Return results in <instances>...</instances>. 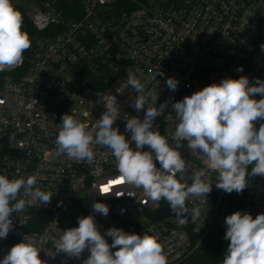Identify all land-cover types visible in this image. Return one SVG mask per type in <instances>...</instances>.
<instances>
[{"label": "built area", "instance_id": "2783aa9c", "mask_svg": "<svg viewBox=\"0 0 264 264\" xmlns=\"http://www.w3.org/2000/svg\"><path fill=\"white\" fill-rule=\"evenodd\" d=\"M35 1L38 8L30 15L12 2L22 14V31L28 33L31 45L22 63L4 71L0 175L9 179L36 175L37 186L53 195L48 204L36 203L12 213L13 227L7 238L0 239L4 246L0 260L27 235L41 250L45 264H82L90 255L87 249L80 258H72L57 253L54 244L66 230L63 223L69 213L81 204V217L93 215L101 234L116 227L154 236L167 264H198L194 259L213 233L225 193L222 190L218 201L214 198L218 173L210 172L212 191L206 197L186 200L190 210L201 208L198 219L184 224L174 217L152 221L144 213L154 214L168 202L151 201L142 188L123 181L109 149L92 145L94 160L77 162L56 155L55 140L62 116L74 115L70 111L74 104L95 111L96 119L87 124L91 131L105 111V101L114 96L120 118L113 126L129 140L127 119L143 120L144 111L153 106L161 112L154 129L178 148L186 161L181 182L190 185L194 172L205 164L186 141L181 142L183 146L175 144L179 121L171 103L223 78L243 75L250 84L256 78L264 81V0ZM241 67L242 72L237 70ZM128 72L146 91L158 94L155 105L149 97L144 111L133 109L138 93L127 84ZM169 77L179 81L175 91L166 85ZM162 104L165 107L160 109ZM130 146L135 149V142ZM156 166L160 167L158 162ZM95 202L109 206L106 217L92 211ZM241 211L253 218L264 213V176H249ZM37 212L49 217L42 220ZM105 238L112 243L111 237Z\"/></svg>", "mask_w": 264, "mask_h": 264}, {"label": "clouds", "instance_id": "9594fccd", "mask_svg": "<svg viewBox=\"0 0 264 264\" xmlns=\"http://www.w3.org/2000/svg\"><path fill=\"white\" fill-rule=\"evenodd\" d=\"M22 24V14L12 0H0V72L22 63L23 53L31 45ZM237 70L242 72L243 68ZM178 83L175 78L166 79L170 91H175ZM127 84L138 93L131 105L135 111H144L149 97L155 105L158 94L146 91L145 85L131 72H128ZM257 95L261 98L256 99ZM104 107L91 131L73 116L64 114L55 140L56 155L91 163L92 145L109 149L120 178L142 188L151 201L166 200L180 224L187 222L186 200L206 197L212 191L210 172L218 173L216 187L226 193H242L249 176H264V123L258 129L255 127L258 120L264 121V81L259 78L254 84L243 75L238 79L223 78L171 103L179 121L173 134L175 144L183 146L181 142L186 141L187 147L201 156L205 164L194 172L190 185L181 182L186 161L178 148L154 129V121L161 115L156 107H147L143 120L127 119L125 131L131 133L130 140L113 126L120 118L115 97L106 100ZM164 107L160 105V109ZM133 141L135 149L130 146ZM145 146L150 150L144 151ZM52 195L37 186L36 175L26 179L0 175V239L7 238L13 227V212L19 214L36 203L48 204ZM109 210L103 202L92 204V211L105 217ZM191 215L192 221L198 219L201 208H192ZM225 224L224 239L230 243L222 264H264V213L253 218L250 213L235 211L226 216ZM105 236L112 238L111 244ZM54 244L57 253L72 258H80L87 249L90 255L82 264H167V256L156 237L127 233L116 227L101 234L93 215L79 217L78 226L65 230ZM40 251L31 236L25 235L22 242L10 248L0 264H45Z\"/></svg>", "mask_w": 264, "mask_h": 264}, {"label": "trees", "instance_id": "16d2710c", "mask_svg": "<svg viewBox=\"0 0 264 264\" xmlns=\"http://www.w3.org/2000/svg\"><path fill=\"white\" fill-rule=\"evenodd\" d=\"M29 27V26H28ZM31 29V28H29ZM14 74V72H13ZM6 72H0V89L3 84L4 77ZM256 99H260L261 97L257 95ZM264 123V121L258 120L255 123V127L258 129L260 124ZM1 160V154H0ZM251 167V166H250ZM249 167V171H250ZM218 175L214 179L213 183V195L214 198L218 201L222 192V189H218L216 187V180ZM246 195V188L242 193H236L233 191L232 193H224L221 202H220V210L217 217V223L213 230L212 235L206 241L204 247L200 254H198L194 261L198 264H222L223 257L227 253V246L230 241L225 240L226 233V224L225 218L226 216L232 214L235 211H241L243 206L244 198ZM82 205L78 204L67 216L66 221L63 223V227L67 230L68 228L77 227L78 226V218L81 217ZM39 217H42V220H45L49 217V215H45L44 213L37 212ZM3 244L0 243V251L3 250Z\"/></svg>", "mask_w": 264, "mask_h": 264}, {"label": "rangeland", "instance_id": "374dc122", "mask_svg": "<svg viewBox=\"0 0 264 264\" xmlns=\"http://www.w3.org/2000/svg\"><path fill=\"white\" fill-rule=\"evenodd\" d=\"M13 1L20 4L27 15H30L38 8V4L35 0H12V2ZM70 111L74 113V115H72L74 119H77L86 125V130L87 124L93 123L96 119V116L94 115L95 111L89 106L74 104L71 106Z\"/></svg>", "mask_w": 264, "mask_h": 264}, {"label": "water", "instance_id": "95a60500", "mask_svg": "<svg viewBox=\"0 0 264 264\" xmlns=\"http://www.w3.org/2000/svg\"><path fill=\"white\" fill-rule=\"evenodd\" d=\"M187 206V205H186ZM188 207V206H187ZM189 209V207H188ZM145 216H147L150 220L152 221H159V220H163V219H167L169 217H174L176 218L175 214L172 212L170 205L167 204L165 205L160 211L154 213V214H148V213H144ZM186 217L187 222L189 223L192 221V215H191V210L189 209V211L187 213L184 214Z\"/></svg>", "mask_w": 264, "mask_h": 264}]
</instances>
